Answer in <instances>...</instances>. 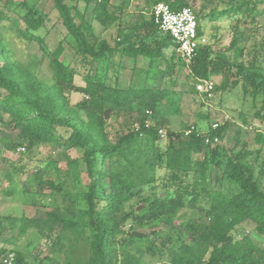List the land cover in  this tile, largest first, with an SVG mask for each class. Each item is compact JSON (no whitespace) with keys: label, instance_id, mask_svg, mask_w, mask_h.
<instances>
[{"label":"rangeland","instance_id":"rangeland-1","mask_svg":"<svg viewBox=\"0 0 264 264\" xmlns=\"http://www.w3.org/2000/svg\"><path fill=\"white\" fill-rule=\"evenodd\" d=\"M64 1L72 8L73 14L78 12L84 15L89 25L86 32L94 48L97 50L101 42H107L114 49L113 53H107L99 61L81 55L76 41L68 33L55 8L54 0H28L29 5H34L31 10L34 17L43 21L35 31L43 40V45L35 40H23L14 24V20H17L18 25H25L21 18L26 13L23 0H13L7 4L5 0H1L0 9H5L11 20L0 21V39L9 50L12 61L21 69L29 71L37 82H42L48 88L53 85V79L49 55L45 49L52 52L61 50L60 60L75 71L76 89L65 90L60 101L74 111V117H85L78 104L88 99L81 90L86 86V77L98 75L108 86L115 87L123 96H129L131 101L128 105L106 111L103 136L107 140L117 141L122 134L135 128L145 113L151 117V125L166 130V137L158 138L154 154L157 181L142 187L135 198L124 204L120 217L134 210L141 212L149 201L174 193L177 184L171 181L165 162L170 141L179 143L182 133L192 126L206 134L214 123L222 125L227 122L229 125L224 138L210 146L219 151L216 160L210 161L205 171L202 170L201 164L208 158L207 149L203 148L194 156L191 170L184 177L183 186L200 193L196 207H186L173 217L144 226L129 220L124 225L123 237L128 238V233L133 231L147 235L157 229L176 231L190 219L208 222L206 211L210 205V192L218 188L217 177L220 178L223 173L216 161H223L225 157L246 152L247 160L255 167V178L264 189V98L261 92L254 97L253 87L246 85L243 77L244 74L252 73L255 66H260V71L264 73V0H252L258 7L255 14L248 16L240 12L220 17L215 16V10L237 5L241 0L190 1L204 35L213 47L212 59L221 55L232 65L235 73L233 79H238L236 85L218 92L208 104H202L200 96L192 91L197 80L192 77L191 62L181 59L174 46L164 49L160 58L152 63L141 55L136 56L133 52L123 50V41L127 36L131 39L129 43L132 47L144 45L149 49H154L165 37L158 32L155 33L158 39H155L142 28L151 17L153 1L112 0L110 10L115 11L117 18L106 26L94 18L95 9L101 0ZM76 22L81 23L79 17ZM235 36H238V42L231 47ZM3 63L4 60H0V65ZM168 65L172 67L171 75L163 76L161 72ZM211 78L219 85L223 75H211ZM138 90H144V94H137ZM4 94L0 90V98ZM151 107L155 108L153 114L148 112ZM62 133L67 134L64 130ZM82 155L83 151L78 148L65 150L50 144L30 147L27 142L20 140L19 131L11 128L9 117L4 118L0 123V248L22 254L25 262L34 264H66L88 258L86 243L70 232L60 234V229L56 228L52 232L47 229L41 233L31 226L25 233H20L23 219L44 218L46 212L65 206V193H74L72 178L66 171L67 160L80 159ZM24 165L27 168L23 169ZM40 169L43 181L52 180L56 185L63 184L64 191H57L47 184L35 183L34 173ZM80 182L84 188L89 183L84 173H81ZM178 235V231L173 233L175 241ZM232 235L235 239L249 236L264 251V237L257 233L253 222L246 221L236 226ZM185 239L187 240L186 237ZM127 251L140 257L142 264H170L164 252H147L144 244L128 245ZM209 257L210 249L201 248L197 264H208ZM121 260L122 255L119 254L117 264H121Z\"/></svg>","mask_w":264,"mask_h":264},{"label":"trees","instance_id":"trees-1","mask_svg":"<svg viewBox=\"0 0 264 264\" xmlns=\"http://www.w3.org/2000/svg\"><path fill=\"white\" fill-rule=\"evenodd\" d=\"M54 1L55 8L68 33L76 41L81 55L99 61L105 58L107 53L114 52L107 42H101L96 50L86 32L89 25L84 15L78 12L73 14L72 8L64 0ZM111 1L101 0L95 9L94 18L103 26L117 18L115 11L110 10ZM146 1L154 2L152 8L158 3H166L173 10H177L191 7L190 1L193 0ZM5 2L12 3L13 0ZM22 4L26 9L25 15L21 17L25 25L20 26L19 22L14 20L19 35L25 41L35 40L43 45V40L35 33L43 21L34 17L31 11L34 5H29L28 0H23ZM257 11L255 1L241 0L237 5L215 10L214 14L220 17L241 12L249 16ZM77 17L80 18V24L76 22ZM4 20L11 19L5 9H0V21ZM197 21L198 33L204 35L199 18ZM142 28L146 34L158 39L155 33H158L159 29L151 17ZM130 40L129 36L124 39L123 50L133 52L136 56L141 55L150 63L160 58L164 49L170 46L177 47L169 35H165L154 49L144 45L134 48L129 43ZM237 42L238 36H235L231 47L236 46ZM45 50L49 55L52 69L51 88L37 82L29 71L21 69L12 61L9 50L0 39V60H4L3 65H0V90L5 92L0 98V123L6 116L9 117L11 128L18 130L20 140L27 142L30 147L50 144L56 148L63 147L65 150L78 148L83 151V155L80 159L67 160L66 171L72 178L74 193H65L67 199L65 206L46 212L44 218L23 219L21 234L31 226L41 233L47 229L52 232L59 228L60 234L70 232L84 241L88 249V258L85 261L66 264H117L119 254L122 255L121 264H142L140 257L127 251V246L134 244H144L147 252L155 253L159 250L162 254L165 253L170 264H197L198 252L203 247L210 249L208 264H264V251L249 236L235 239L232 235V230L236 226L251 221L255 224L257 233L264 237V189L255 178V167L247 160L246 152L225 157L220 162L216 161L223 173L220 178L217 177L218 188L210 192V205L206 211L208 222L190 219L176 231L157 229L145 237H136L129 232L128 238L123 237L124 225L129 220L144 226L173 217L186 207L191 209L196 207L200 193L184 187V177L191 170L194 156L203 148L207 149L208 158L201 164L202 170L208 167L210 161L216 160L218 149H212L205 140L207 137L223 139L229 125L227 122L219 124L218 128H211L206 134L195 129L187 136L185 132L182 133L177 144L170 141L165 153V162L171 181L177 184L174 193L149 201L141 212L134 210L120 217L119 213L124 204L135 198L142 187L157 181L154 154L159 138L157 133L159 127L147 126L151 117L145 113L140 123L128 133L122 134L117 141L112 142L104 138L106 111L128 105L130 97L123 96L115 87L108 86L98 75L86 77V86L81 90L86 93L88 99L78 104L85 117H74L72 115L74 111L60 99L65 90L76 89L75 71L60 60L61 50L53 52ZM213 53V47L209 43L201 45L191 60L190 69L192 77L197 81L210 79L211 75H223L222 82L216 85L214 91L216 95L230 85H236L238 79H233L235 73L232 65L221 55L212 59ZM259 68L261 67L255 66L252 73L244 74L243 77L245 84L253 87L252 95L256 97V94L261 92L264 98V73ZM171 70V65H168L161 74L171 75ZM192 91L197 94L195 85ZM136 93L144 94V90H138ZM154 110L155 108L151 107L148 112L153 114ZM62 130L68 135L62 133ZM25 168L26 165L23 166V169ZM81 173L89 180L85 188L80 182ZM33 177L35 183L47 184L57 191H64L63 184L56 185L52 180L43 181L41 169L35 172ZM177 231L179 235L175 241L173 233ZM16 257V264H27L22 254H16Z\"/></svg>","mask_w":264,"mask_h":264},{"label":"built area","instance_id":"built-area-1","mask_svg":"<svg viewBox=\"0 0 264 264\" xmlns=\"http://www.w3.org/2000/svg\"><path fill=\"white\" fill-rule=\"evenodd\" d=\"M151 18L154 24L158 27L159 32L164 35H169L173 43L177 46L176 51L181 59L190 63L195 57L197 50L201 45L208 43L206 35H199L198 21L195 11L192 7H183L173 10L166 3H158L151 9ZM197 95L200 96L202 102L208 104L214 97L216 83L212 78L199 79L196 84ZM151 124L148 122L147 126ZM219 127L218 123L213 124V129ZM195 127H190L185 135L191 134ZM159 137L165 138L166 130L158 129ZM220 142L219 138L211 139L207 137L205 143L214 146ZM16 253L10 250L0 248V264H16ZM34 264V263H27Z\"/></svg>","mask_w":264,"mask_h":264},{"label":"water","instance_id":"water-1","mask_svg":"<svg viewBox=\"0 0 264 264\" xmlns=\"http://www.w3.org/2000/svg\"><path fill=\"white\" fill-rule=\"evenodd\" d=\"M132 235L136 237H145L147 234L139 232V231H133Z\"/></svg>","mask_w":264,"mask_h":264}]
</instances>
